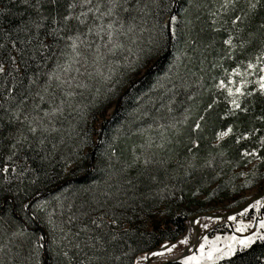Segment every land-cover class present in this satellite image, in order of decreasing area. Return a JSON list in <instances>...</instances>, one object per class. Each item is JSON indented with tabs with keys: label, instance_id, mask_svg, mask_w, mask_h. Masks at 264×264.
<instances>
[{
	"label": "trees",
	"instance_id": "16d2710c",
	"mask_svg": "<svg viewBox=\"0 0 264 264\" xmlns=\"http://www.w3.org/2000/svg\"><path fill=\"white\" fill-rule=\"evenodd\" d=\"M252 2L256 3V0ZM144 3H149L145 9L147 15L139 12L133 15L136 16L135 23L144 21L142 26L147 29L156 23H166L172 11L177 16V36L167 41L162 55L152 57L155 67L151 74L142 78L140 73L130 75L125 85L117 88V95L110 102H106L105 86L92 82L94 87L84 91L83 96L77 95L74 107L65 108L63 117L55 122L59 130L46 134L43 150L34 141L32 146L26 144L22 151L18 150L17 157H13L18 170L27 168L30 171H26L20 179L14 178L17 173H0V192L7 187L14 193L0 195V217H5L0 220V260L4 264H8L9 254L17 251L22 256L28 254L31 236L14 237L13 233L19 230L42 235L41 230L49 244L54 235L59 246L72 257V264H135L137 257L154 252L163 244L176 242L184 235L186 222L195 214L212 210L210 204L216 199L220 202L231 200L248 189L250 185H242L249 180V174H239L245 173L250 165H257L253 171L258 175L264 170V163L253 159L251 164H247L239 156L242 148L251 150L258 147V137L264 135V121L256 119L264 116V96L254 94L242 98V104L249 109L246 115L220 119L227 109L226 93L213 87L220 79H226L224 69L230 71L240 61L246 64L249 59L254 60L264 48V28H260L264 24V0H259L257 7L251 10L248 0H238L233 10L221 14V22L215 25L220 28L218 32L212 30L209 12L219 8L220 0H192L191 4L188 0H157L158 7L150 0H141L140 6L143 7ZM169 5L170 12L165 10ZM0 9H11V12L0 14V26L6 31L15 28L20 19H27L32 13L19 0H0ZM185 9L187 11H183ZM19 13H23V17ZM234 15L244 17L243 23L237 26L223 23ZM186 20H191L192 25L186 26ZM237 28L241 31L237 32ZM229 32L234 37H240L234 43L250 40L243 49L234 50L231 60L225 57L227 46L222 43ZM148 36L147 31L137 32V37L145 42ZM3 42L0 36V43ZM178 55L181 56L179 68L170 72L169 68ZM28 63L31 66L28 74L31 75L36 66L30 59ZM166 74L171 82H161L171 91L165 92L160 88L153 91L157 78ZM132 81L138 82L135 88L129 90L128 84ZM95 87L101 88V95L93 101ZM188 96L193 99L188 100ZM214 97L218 103L205 114L203 109ZM169 99L173 100L171 115L177 118L182 117L185 108L190 109L188 124L200 114L207 117L195 158L186 150L185 136L171 137L182 142L170 144L164 150H152L157 160L164 161L163 164L147 168L142 164L126 167V164L132 163L133 148L139 149L144 139L138 130L149 125L155 129L154 117L160 123L168 122L170 114L161 108V104H168ZM75 105L87 107L81 112ZM157 109L160 111L157 112ZM143 112L148 114L140 116ZM0 116H4L2 111ZM229 124L237 125L238 128H234L237 132L251 128L259 129V132L256 137L241 141L239 145L230 135L220 142L219 147L213 148L217 143L215 132ZM101 125L103 132L97 135ZM17 127L7 124V116H4L0 131L7 137L9 132L15 133ZM25 134L34 140L31 134ZM144 135H151L159 142L157 131ZM113 137L118 139L113 141ZM84 141H87L86 145ZM8 143L4 140L3 147H0V162L11 163L5 159L9 155ZM109 143L114 144L117 152L111 159L106 152ZM260 155H264V150ZM208 161H211L210 167ZM5 175L10 183L4 181ZM41 202H45L41 204L43 211L35 207ZM23 204H29L30 208L22 209ZM99 205H106L119 216L117 225L111 223L110 215L103 216L107 227L97 228L92 224L93 219L100 222L104 209L93 211ZM48 213H52L57 225H62L63 232L57 230L50 234ZM258 213L260 217L264 216V208ZM70 217L73 219L69 222ZM65 232L67 237L61 240ZM76 244L80 247L76 248ZM45 257L46 264H59L63 260V257L47 249L41 250V264ZM181 261L167 264H181ZM12 264H19V261L13 260ZM217 264H264V241L257 240L247 249L239 248L232 257L217 261Z\"/></svg>",
	"mask_w": 264,
	"mask_h": 264
},
{
	"label": "snow or ice",
	"instance_id": "6c2138e0",
	"mask_svg": "<svg viewBox=\"0 0 264 264\" xmlns=\"http://www.w3.org/2000/svg\"><path fill=\"white\" fill-rule=\"evenodd\" d=\"M188 2L191 4L192 0H188ZM237 2L238 0H220L219 8L209 12V16L212 17L213 31H220V28L215 27V25L221 22V14L233 10ZM19 3L32 10L28 18L20 19L17 26L10 31H6L0 26V36L4 40L3 43H0V111L4 113V116H7V124L18 125L15 133L9 132L7 137L0 131V147H3L4 140L9 141V155L5 159L11 162H0V173H17L14 177L16 179H20L26 171H30L27 168L18 170L15 166L13 157H17L18 150L22 151L26 144L32 146L34 141L43 150L46 134L59 130L55 127V122L63 117L65 108L74 107L73 101L77 95L83 96L84 91L94 87L92 82H97L105 86L106 102H110L117 95V88L123 87L130 75L140 73L141 78L150 75L155 67V60L152 57L158 58L159 55H162L167 41L174 40L177 36L176 15H170L164 24H153L151 29L142 26L144 21L141 24H136V16L133 13L139 12L147 15L145 9L149 7V3H144V6L141 7V0H135V3L133 0H19ZM150 3L159 6L157 0H150ZM258 3L259 0H256V3L248 0L249 10L255 9ZM45 6L47 7L45 8ZM165 10L170 12L171 5L166 6ZM5 12H11V9H0V14ZM19 15L23 17V13H19ZM244 16H247V13H244ZM243 18L241 15H234V18L224 20L223 23H231L233 26H237L238 23H243ZM185 24L191 26L192 21L186 20ZM260 28H264V24H261ZM236 30L237 32L241 31L239 28ZM144 31L149 33L146 42L137 37V32ZM238 39H240L239 36L234 37L229 32L222 41L223 45L227 46L225 57L229 60L233 58L234 50L243 49L247 43H250V40L239 44L234 43V40ZM9 44L10 48L8 47ZM29 59L36 66L31 75L28 74L31 67L28 63ZM150 60H152L151 63H149ZM180 60L181 56L175 57L169 68L170 72L173 68H179ZM45 66H47L46 70L41 71V68ZM224 73L226 79L222 78L213 85L215 89L226 93L227 109L220 119L237 117L238 114L246 115L249 109L242 104V98L252 97L254 94L264 96V48L260 50L254 60L249 59L246 64L244 61H240L230 71L224 69ZM179 79L183 80L184 78L179 77ZM25 80L27 84H25ZM162 80L171 82L167 74L157 78L153 85V91L157 88L164 89L165 92L171 91L161 82ZM137 82L132 81L128 84V89L135 88ZM197 84H200L199 80H197ZM77 90L82 91L78 92ZM100 95L101 88L95 87L93 101ZM187 99L192 100L193 97L188 96ZM217 103L218 101L214 97L211 103H208L203 109V112L209 113ZM172 104L173 100L171 99H169L168 104H161V108L166 109L167 113L170 114L167 117V123H160L159 119L154 117L155 129L149 125L146 129L138 130L144 139L139 149L133 148L132 163L126 164V167L142 164L147 168L153 164H163L164 161L157 160L152 150H164L170 144L182 142L178 139L173 140L171 137L185 136L187 140L186 150L193 159L195 158L200 147L199 141L202 138L203 125L207 117L200 114L197 119L188 124L190 109L185 108L182 117L177 118L171 115L173 112ZM75 107L80 108L79 105H75ZM86 107L84 106V108ZM84 108H80V111L83 112ZM159 111L160 109H157V112ZM147 114V112H143L139 115L146 116ZM4 116H0V128L3 127ZM134 118L138 119L139 116H134ZM160 119H165V117H160ZM256 119L264 121V116L256 117ZM234 128H238V126L229 124L223 130L216 131L215 140L217 143L212 147H219L220 142L230 135L239 145L241 141H248L252 137H256L259 132V129L256 128L240 132L234 131ZM151 131L158 132V143L151 135H144ZM102 132L103 125H101L97 135ZM25 133L31 134L34 140H30ZM117 139L118 137H113V141ZM84 144L86 145L87 141H84ZM258 145L251 150L242 148L239 153L240 159L247 164H251L253 159L259 163H264V155H260V152L264 150V135H259ZM168 150L171 151V149ZM106 152L110 159L117 155L113 143L107 145ZM219 154L223 155V153ZM207 164L210 167L211 161H208ZM188 166L191 167V163ZM256 167L257 165H253V169ZM239 175L246 174L242 172ZM252 175L256 176V172L253 171ZM152 178L155 179V177ZM4 181L10 183L7 175L4 176ZM251 184L252 180H246L242 187H248ZM5 192L14 195L11 189L7 187L3 188L0 195ZM43 203L45 202L36 204L35 207L43 211L41 207ZM119 206L116 205V207ZM29 208V204L22 205V209ZM101 208L104 211L99 218L100 222L98 223L97 219H93L92 224L97 228L107 227L103 216L110 215L111 223L117 225L119 216L106 205H99L93 211H99ZM262 208H264V186L253 194L239 215L246 216L249 209L260 212ZM2 219L5 217H0V220ZM71 219L73 217L69 218V222ZM227 219L235 221L234 231L240 235L224 236L223 242H221L220 236H216L211 241L207 237H203V242L199 244L197 253L184 256L181 264H217V261L232 257L237 252L238 247L247 249L257 240L264 241V216L253 217V220L258 221L255 225L257 230L248 235H244V233L253 228L251 222L237 221L236 217L231 215ZM47 223L51 226L50 234H54L57 230L64 231L62 225H57L53 221L52 213L47 214ZM84 230L82 229V231ZM26 235L31 236L29 241L31 247L28 254L22 256L19 251L15 254H9L8 264H12L13 260L19 261V264H41L40 254L41 250L44 249L54 251L58 257H63L59 264H64L65 261L67 264H72V257L67 250L59 246V241L54 235L51 244H49L44 235L26 234L25 230L13 233L14 237L25 238ZM67 235L68 233L65 232L60 239H65ZM187 243L186 237L180 240V244ZM74 246L80 247L79 244ZM175 247V244H163L161 245L163 251H156L151 255L162 257L165 252L170 253ZM115 259L119 260V257H115ZM0 264H4V261L0 260Z\"/></svg>",
	"mask_w": 264,
	"mask_h": 264
},
{
	"label": "rangeland",
	"instance_id": "374dc122",
	"mask_svg": "<svg viewBox=\"0 0 264 264\" xmlns=\"http://www.w3.org/2000/svg\"><path fill=\"white\" fill-rule=\"evenodd\" d=\"M238 79V78H235ZM253 165H250L244 172L248 175V179L252 180V184L250 187L238 195H236L231 200H226L220 202L219 199L213 201L210 204V208L212 210H208L199 214H224L230 213L231 211L235 210L236 208L242 206L243 204L247 203L250 198L253 196L254 193L258 192L259 189L264 186V170L262 171L261 175L256 173V176L252 175V168ZM243 211V210H242ZM199 214H195L199 215ZM192 216V217H194ZM236 217L237 221H243L245 223L251 222L253 224V228L249 229L244 235L250 234L252 231L257 230L255 225L257 224V220H253V217L259 218V213L256 212L254 209H249V213L246 216H240L239 213L233 215ZM191 217V218H192ZM190 218V219H191ZM189 219V220H190ZM189 220L186 222V231L182 237H180L176 242L172 243L175 244L176 247L172 249L170 253L165 252L164 256H152L151 253L141 255L135 259V264H145L147 259H150V262L153 264H161L168 259H172L174 257H178L181 255L185 250H187V255H193L197 253V249L199 248V244L203 242L202 238L207 237L209 241L213 240L216 236L221 237V242H223V237L227 235H240L239 233H235V221H230L227 218L223 220H215L210 218L199 219L193 223H190ZM207 225V227H205ZM196 229V230H195ZM197 232V234H196ZM196 234L194 243L192 246V237ZM188 239L187 244H180V240L184 238ZM171 245V244H169ZM239 249V247L237 248ZM156 251H163L162 248H159ZM144 259H141V258ZM156 258H160L162 260H156ZM156 260V261H155ZM182 260V259H181Z\"/></svg>",
	"mask_w": 264,
	"mask_h": 264
},
{
	"label": "water",
	"instance_id": "95a60500",
	"mask_svg": "<svg viewBox=\"0 0 264 264\" xmlns=\"http://www.w3.org/2000/svg\"><path fill=\"white\" fill-rule=\"evenodd\" d=\"M171 15H174V11H172ZM249 203V201L245 204H243L242 206L236 208L235 210L231 211L230 213H224V214H199L196 215L194 217H192L189 222H192L194 220H198V219H205V218H210V219H215V220H223L228 218V216H233L235 214H238L239 212H241L244 207ZM41 234L44 235V233L40 230ZM187 254L184 252L181 255H179L178 257H174L172 259H168L166 261H164L161 264H167V263H171V262H176V261H180L181 259H183L184 256H186ZM46 264V257L44 259V263ZM145 264H151V262L147 259Z\"/></svg>",
	"mask_w": 264,
	"mask_h": 264
},
{
	"label": "bare ground",
	"instance_id": "6f19581e",
	"mask_svg": "<svg viewBox=\"0 0 264 264\" xmlns=\"http://www.w3.org/2000/svg\"><path fill=\"white\" fill-rule=\"evenodd\" d=\"M198 220H199V219H198ZM195 221H197V220H194V221H192V222H190V223H193V222H195ZM195 230H196V229H195ZM196 234H197V232H196ZM196 234H194V237H192V243H191L192 246H194L193 243H194V240H195ZM184 252L187 254V250H185ZM184 252H183V253H184ZM148 260L150 261V259H148ZM156 260L159 261V260H162V259H160V258H156ZM156 260H155V261H156ZM151 264H153V262H152Z\"/></svg>",
	"mask_w": 264,
	"mask_h": 264
}]
</instances>
